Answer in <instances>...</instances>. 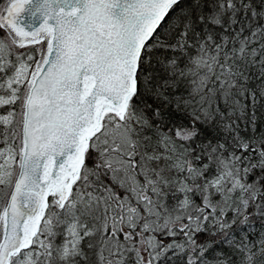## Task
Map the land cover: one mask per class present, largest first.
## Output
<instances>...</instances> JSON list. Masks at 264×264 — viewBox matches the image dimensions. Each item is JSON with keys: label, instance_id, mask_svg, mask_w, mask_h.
<instances>
[{"label": "snow or ice", "instance_id": "obj_1", "mask_svg": "<svg viewBox=\"0 0 264 264\" xmlns=\"http://www.w3.org/2000/svg\"><path fill=\"white\" fill-rule=\"evenodd\" d=\"M0 264H264V0H0Z\"/></svg>", "mask_w": 264, "mask_h": 264}]
</instances>
